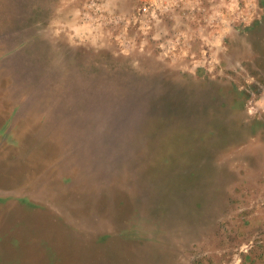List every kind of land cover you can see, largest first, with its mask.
Here are the masks:
<instances>
[{
	"label": "rangeland",
	"instance_id": "374dc122",
	"mask_svg": "<svg viewBox=\"0 0 264 264\" xmlns=\"http://www.w3.org/2000/svg\"><path fill=\"white\" fill-rule=\"evenodd\" d=\"M0 171V264H264V0H0Z\"/></svg>",
	"mask_w": 264,
	"mask_h": 264
},
{
	"label": "built area",
	"instance_id": "2783aa9c",
	"mask_svg": "<svg viewBox=\"0 0 264 264\" xmlns=\"http://www.w3.org/2000/svg\"><path fill=\"white\" fill-rule=\"evenodd\" d=\"M142 10H143V11H147V7H143Z\"/></svg>",
	"mask_w": 264,
	"mask_h": 264
},
{
	"label": "crops",
	"instance_id": "0c3cea01",
	"mask_svg": "<svg viewBox=\"0 0 264 264\" xmlns=\"http://www.w3.org/2000/svg\"><path fill=\"white\" fill-rule=\"evenodd\" d=\"M0 175H1V171H0ZM1 185V184H0ZM0 188H1V186H0Z\"/></svg>",
	"mask_w": 264,
	"mask_h": 264
},
{
	"label": "bare ground",
	"instance_id": "6f19581e",
	"mask_svg": "<svg viewBox=\"0 0 264 264\" xmlns=\"http://www.w3.org/2000/svg\"><path fill=\"white\" fill-rule=\"evenodd\" d=\"M39 81H41V80H39ZM40 90V89H39Z\"/></svg>",
	"mask_w": 264,
	"mask_h": 264
}]
</instances>
